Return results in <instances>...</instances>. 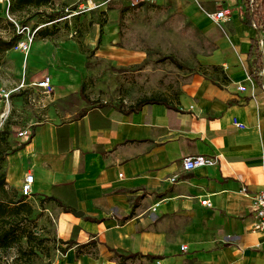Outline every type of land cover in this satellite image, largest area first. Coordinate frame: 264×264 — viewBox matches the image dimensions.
Returning <instances> with one entry per match:
<instances>
[{"label": "crops", "instance_id": "crops-1", "mask_svg": "<svg viewBox=\"0 0 264 264\" xmlns=\"http://www.w3.org/2000/svg\"><path fill=\"white\" fill-rule=\"evenodd\" d=\"M81 1L52 0L51 8ZM94 1L111 16L97 38V56L112 63L113 76L98 70L96 83L86 84V56H53L46 51L52 35L35 39L30 52L39 51L29 58L85 60L77 73L83 81L79 88L69 79L75 74L63 69L65 83L49 102H38L49 106L50 116L35 123L6 164L8 185L19 192L26 175H34L26 200L55 222L59 244L51 264H264V231L254 230L252 197L264 184V88L255 78L253 94L248 80L259 75L261 33L244 22L248 0ZM223 7L232 14L217 24L209 14ZM122 12L135 18L127 22L135 36L123 38L130 45L123 48ZM174 13L202 39L186 56L190 66L168 56L177 67L154 68L137 46L150 37L137 33L156 25L167 29ZM255 20L264 28V20ZM239 85L248 89L239 91ZM35 90L44 93L29 91ZM150 97L166 103L137 108ZM59 100L63 107L51 104ZM235 118L247 127L237 128ZM198 154L217 163L184 170L183 159ZM205 199L212 206L202 204Z\"/></svg>", "mask_w": 264, "mask_h": 264}, {"label": "rangeland", "instance_id": "rangeland-1", "mask_svg": "<svg viewBox=\"0 0 264 264\" xmlns=\"http://www.w3.org/2000/svg\"><path fill=\"white\" fill-rule=\"evenodd\" d=\"M81 2L87 5L89 0H82ZM78 7L79 5L66 7L60 4L55 5L53 9L49 6H42L28 7L23 10L11 12L7 3H0V9L2 8L1 13L3 15H0L2 17L0 21V38L10 40L15 34H20L26 26H28L29 30H25L21 34L22 37L19 42L24 40L29 32H34L36 27H41L40 32L35 35V39H38V41L42 37L41 31H53L52 40H54V43L50 47L46 46V51L50 52L52 50L50 55L53 56L57 52L66 55L72 54L73 56H86V68L83 72L86 74L84 82L89 85L95 84L98 70L104 71V76L108 74L113 76V72L115 71L111 62L101 60L97 56V53L102 51V46L98 44L97 38L102 35L101 28L104 24L108 23L111 16L107 11L102 10L101 7L85 10L76 14L72 10L78 9ZM196 10L197 13L200 12L202 14L200 9ZM53 14L56 15L57 20L50 23ZM129 18L135 19L132 15ZM129 18H127L126 12H122L119 18L122 22L120 27L121 31L119 32L122 38V41L119 43L121 48L130 46L127 44L126 39L123 38L135 36L133 26L132 29L128 26L127 22ZM168 21L170 22V27L167 29L163 27L159 28L160 25H156L157 28L148 30L139 29L140 31L137 33L139 36H142V33H146L150 38L145 39V44L137 46H141L147 52L149 56L148 60H152L154 68L158 66L165 67V69L168 67H177L175 62L167 59L168 56L176 58L177 63L181 62L185 66H190V61L186 56L194 52V42L199 43L202 36L197 29L191 27V23L184 21L179 14L174 13L170 15ZM181 22H183L182 25ZM16 46L7 51L5 61L0 66V90L4 88L7 91H14L21 84L23 74H27L26 82L30 86L26 91H14L9 98L0 99V152L8 144L16 148L23 144L24 138L29 140L36 128L35 123L42 120L47 121V117L50 116L46 111L49 106H38L39 101L41 104L43 102H49L48 100L50 98L47 97L50 94L42 93L39 90L30 93L29 90L34 87L32 85L34 82L40 80L44 75H50L55 81V89L51 93L54 94L58 86H61L62 82L64 84L65 79L69 77L67 76L68 72L75 74L73 77H69V79L73 80V84L79 88L83 81V77L81 80L77 73L81 72V67L85 63V60L82 61L80 59L67 62L63 60L50 61L49 59L45 61V57L41 55L37 57L38 59L35 56L34 58L33 56L29 58L31 54L34 55L37 53L34 51L39 50L34 48L29 56H26ZM133 47H136V45H133ZM112 50L113 48L111 46L108 47V52H112ZM51 69L58 70L57 73L52 71L56 76L49 73ZM63 69H68L69 71H63ZM118 74L117 80L120 81L119 76L121 74ZM122 75L126 76L127 73ZM108 80H111V77ZM108 83L109 85H113L112 82ZM51 104L63 107V103L60 100ZM26 130L29 131V134L21 136L20 132ZM6 156L7 154L0 153V174L6 171L8 159ZM10 188L13 189V187ZM44 216V212H40L39 209H34L30 217L21 219L24 228L31 235L29 238L24 237L21 242L14 244L10 248L0 250V264L52 263L51 258L55 254V248L59 242L53 235L55 222L52 218H44Z\"/></svg>", "mask_w": 264, "mask_h": 264}, {"label": "trees", "instance_id": "trees-1", "mask_svg": "<svg viewBox=\"0 0 264 264\" xmlns=\"http://www.w3.org/2000/svg\"><path fill=\"white\" fill-rule=\"evenodd\" d=\"M52 5V0H11L9 10L11 12H16L28 7H52ZM245 16L244 22L247 24H252V21L257 18L264 20V0H248V9ZM1 20L2 17L0 16V21ZM56 20V15L53 14L50 22H55ZM40 30L41 29L37 31V34ZM53 34V31H41L42 37H47ZM21 37V34H15L10 40L0 38V66L3 65L5 61L7 51L14 48ZM254 42L256 43V41ZM254 77L257 82L262 83L258 74ZM93 103L102 105V107H108V105H103L97 101ZM154 103H166V100L154 97L145 98L138 102L137 108L145 104ZM137 108H134V110ZM24 146L25 143L21 144L19 147L13 148L8 144L6 148H2L0 153H5L7 154L6 157H8ZM26 198L27 197L21 194L19 195V192L16 189L9 187L6 178V171L0 174V250L10 248L14 244L21 242L24 237L29 238L31 235V233L24 228L21 222V219L24 217H30L34 212L33 206L26 200ZM45 199L53 200L55 198L53 196H46ZM74 242L75 241L71 240L68 242V245H71Z\"/></svg>", "mask_w": 264, "mask_h": 264}, {"label": "built area", "instance_id": "built-area-1", "mask_svg": "<svg viewBox=\"0 0 264 264\" xmlns=\"http://www.w3.org/2000/svg\"><path fill=\"white\" fill-rule=\"evenodd\" d=\"M149 0H130V3L132 6H137L142 3H145ZM0 3H7V6L10 7L11 0H0ZM100 5L94 2L93 0H89L87 5L81 4L79 5L78 9L73 10L76 14H79L85 10H92L96 9ZM232 14V10L230 8H221L217 12L213 14H209L210 17L217 23L220 24L221 22H225L229 20L230 16ZM252 25L260 30L261 36L258 41L259 45V52H260V57H261V65L259 67V76L262 80L263 83V88H264V28L263 24L258 21L254 20L252 22ZM41 27H36L34 32H29L26 36V38L20 42H18L16 48L19 49L20 51L24 52L26 56L29 55L31 46L35 40V35L37 34V31ZM25 30H29L28 26L24 27L22 32L20 34H23ZM27 74H23V78L21 81V84L14 90V91H19L23 90L26 91L28 90V87L30 86L29 83L26 82ZM248 80H250L253 83V94L255 91V77L251 74L248 76ZM34 87L42 89L44 93L51 94L52 91L54 90V85L52 82V78L49 75L43 76L40 80H37L32 84ZM248 89L247 86L245 85H239L238 90L239 91H246ZM13 90L7 91L6 89L2 88L0 90V99L4 98H9L10 95L14 92ZM233 124L240 129H244L247 127V125L241 121H239L237 118L233 120ZM29 131H22L20 132L21 136L28 135ZM217 163V160L211 156L203 155V154H198V155H193V156H187L183 159V168L186 171H191L200 167H205V166H212ZM176 177L172 178L174 181ZM33 183H34V175L32 173H29L26 175L25 180L23 184L21 185L20 193L21 195L25 197H29L32 195L33 192ZM242 192L245 194H248V189L243 188ZM254 199V210H255V223H254V230L255 231H264V184L263 186L256 191L252 195ZM202 204L212 206V203L210 200L205 199L202 200ZM188 246L184 245L182 246V250H187Z\"/></svg>", "mask_w": 264, "mask_h": 264}, {"label": "water", "instance_id": "water-1", "mask_svg": "<svg viewBox=\"0 0 264 264\" xmlns=\"http://www.w3.org/2000/svg\"><path fill=\"white\" fill-rule=\"evenodd\" d=\"M74 213L77 215H82V212L75 211Z\"/></svg>", "mask_w": 264, "mask_h": 264}]
</instances>
